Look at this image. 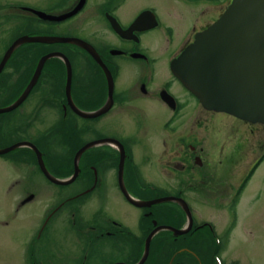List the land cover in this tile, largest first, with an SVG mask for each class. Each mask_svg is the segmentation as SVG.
<instances>
[{"label":"flooded vegetation","instance_id":"af4514ba","mask_svg":"<svg viewBox=\"0 0 264 264\" xmlns=\"http://www.w3.org/2000/svg\"><path fill=\"white\" fill-rule=\"evenodd\" d=\"M231 1L161 0L159 6L144 0H23L12 3L4 0L0 9H8V13L0 14V62L9 46L22 35L46 39L75 37L94 50L112 79L109 81L98 60L87 49L56 42L20 44L0 70V110H3L23 95L41 57L63 52L72 69L70 97L65 92V78L57 75L58 59L51 55L22 100L11 109L0 111V150L8 149L0 153V180L6 184V191L8 185L17 184L21 186L18 193L24 194L12 204V211L0 208V226L8 227L25 205L36 200L41 189L38 178L43 177L53 184L44 176L36 150L54 174L49 163L57 164L66 158L73 160L80 147L96 142L91 153L80 156V172L72 182L77 186L67 191L52 209L47 208L49 212L41 224H37L42 220L39 218L31 225L24 255L46 258L33 264H134L146 235L155 227L188 225L187 213L177 202L173 204L181 211L180 220L164 203L137 206L141 211L135 231L107 217L103 208L90 207L92 199L104 201L108 174L114 175L122 195V183L133 197L137 182L147 188L157 187L148 181L144 171L148 157L139 160L134 152V146L148 133L155 134L159 141L156 146L160 150H154L164 174L175 187L172 195L184 202L193 219V224L179 239L173 237L170 230L160 229L151 243H160L161 250L168 251L169 242L174 240L184 253L177 264H187L191 259L197 264H217V256L225 264L229 263L222 257V246L217 245L215 237L223 243L231 234L234 222L226 218L227 223L219 231L212 220L193 216L192 205L186 198H194L202 205L208 203L213 209H224L225 217L226 213L229 217L232 212L236 214L250 179L264 163V123H251L229 114L232 122L217 121V112L203 108L172 75L169 67L171 60L193 41L195 34L211 25ZM62 14L72 15L60 21L47 17ZM149 48L158 55L153 56ZM121 58L138 64V75L126 88L116 85L118 59ZM158 63L168 64L172 77L155 84L152 83L153 71ZM175 83L181 93L175 87V92L171 90ZM164 90L171 94L174 102L164 97ZM154 101L168 110L156 128L147 114L150 102ZM105 106L106 110L96 117L79 114ZM188 107L192 110H187ZM44 110L48 113H43ZM116 122L119 126L129 122L136 133H124L116 128ZM224 131L229 135L227 140L221 137ZM170 139L173 155L169 156ZM57 145L65 151L58 153ZM154 145L148 143V146ZM7 166L14 170L15 167L24 168L25 176L20 180V176L15 175L10 180L4 173ZM15 172L21 174L20 170ZM57 176L64 177L63 174ZM23 178L28 179L26 184ZM33 178H37V183ZM54 221L61 227V235ZM203 222L209 225L203 227ZM161 250L155 252L156 261L150 264H160L165 258ZM23 258L26 260L25 256Z\"/></svg>","mask_w":264,"mask_h":264},{"label":"rangeland","instance_id":"374dc122","mask_svg":"<svg viewBox=\"0 0 264 264\" xmlns=\"http://www.w3.org/2000/svg\"><path fill=\"white\" fill-rule=\"evenodd\" d=\"M9 1L10 3H12L22 2L23 0ZM144 1L159 6L161 4V0ZM3 4H5L4 0H0V6ZM7 10L8 9H0V14L8 13ZM150 49L151 48H149V50ZM149 50L147 52H149ZM150 53L153 56L158 55L156 51L152 52V49ZM118 64L119 72L118 78L116 79V85L118 88H126L132 82V79H134L135 76L138 75V71H136V67L138 64L122 58L118 59ZM153 74L154 77L152 83L155 84H160L164 80L168 81L172 77L168 69V64L163 63H158L154 66ZM57 75L58 78H62L63 76L61 75H64L63 65L60 63L59 67L57 66ZM174 87L181 93L180 87L176 83L173 88L171 87V90L174 91ZM189 101L192 104V98H189ZM102 108L106 109V106ZM187 110H192V107H188ZM167 112L168 110L165 109V107L157 101H154L153 103L150 102V106L147 110V114L150 117L151 124L154 125L155 128L161 123L162 117L168 114ZM43 113L47 114L48 112L44 110ZM215 119L219 122L227 123H230L233 120L231 116H228V114L222 112L215 113ZM120 121L123 122V120ZM122 124L121 126H119V124L116 122V128L121 129L124 133L130 135H134L136 133L135 127L129 124V122L123 124V126ZM221 137L227 140V137H229V135H227V132L224 131L221 133ZM171 140L172 139L168 140L169 146L167 147L166 145L167 149L169 150V152H167L169 156L171 154L173 155V150L171 147L172 144L170 142ZM148 143L155 145L148 146ZM156 145H159V141L157 140L156 135L153 133H148L142 136L141 140L134 146V152L137 159L141 160L143 156H147L149 159V161L143 165L148 181H151L155 186L159 187H156L159 190L158 191L155 187L147 188L146 185L144 186L140 182H137L135 190L136 198L153 199L162 196H173L172 193L175 192V187L172 185L171 180H169L168 176L164 174V169L162 170L161 168L160 159L156 156V152L154 149L160 148ZM56 148L58 153H63L65 151L60 145H57ZM66 160H68V158H66ZM49 166L52 169L54 175H59L55 163L51 162L49 163ZM66 167L67 163L65 162L63 163L61 170L67 169ZM15 170H20L21 174H16ZM15 170L14 168L7 166L4 168V173L8 175L10 180L15 175L17 177L20 176L19 179L25 176V173H23L25 172L24 168L18 169L15 167ZM34 179L35 178H33V180ZM20 180H22V178ZM37 181L40 182L38 184L40 185L41 189L39 188L40 190L36 194V200L25 205L20 211L19 215L10 223L8 227L0 226V264H33L38 259H46L44 255H24L23 250L32 232L31 225L37 222L39 218H41L42 220L37 222V224H41L46 217L45 215H47L49 212L47 208L52 209V207H54L53 205H56L57 201L62 198V196H64L67 191L77 186L76 182L68 185L51 184L47 182L43 177L41 178V180L38 178ZM23 182L26 184L28 182V179L23 178ZM0 183V208H8L10 211H12V204L17 202L18 199L20 200L24 196L22 192L18 193L21 186L15 184L12 187V184H10L8 185L9 188L6 191V184L1 180ZM38 184L36 186H38ZM105 184L106 191L104 193L103 206L101 198L92 199V196H90L89 199H92L90 207L103 208L106 212L107 217L119 221L126 225L128 228L130 227L133 231H135L137 225V217L140 216V208L130 203L120 193V191L117 189L116 178L114 177V175L108 174ZM32 185L34 184H31L30 186ZM186 199L192 205V215L200 220H212L216 224L217 230L221 231L224 228L225 222L227 223L226 218L230 222H232L231 217H229V213H226L227 217H225L224 209H213L212 206L208 203L202 205L198 201L194 200V198ZM172 203L168 202V204L166 205H173ZM54 222L57 228L56 231L61 235V227L58 225V222ZM50 223L51 221H49L47 225L49 226ZM54 237L57 236L54 235ZM161 245L160 243H157L155 241L151 243V253L149 254V257L145 264H150V261H153L151 263H154L156 261L155 252L162 249L163 245ZM175 245L176 244L170 241L168 245V251H166L165 249L160 251V254L165 256L162 261L160 260V264H170L172 261L173 264L178 263L184 253L181 250H177L178 247H175ZM221 253L225 262H230L233 260L239 264H264V163L261 164L253 174L252 178L250 179L249 185L245 193L243 194L241 203L236 207V220H234L233 230L228 237H225V241L222 243ZM23 256H25L26 260H24ZM187 264L197 263L191 259V261H188Z\"/></svg>","mask_w":264,"mask_h":264},{"label":"water","instance_id":"95a60500","mask_svg":"<svg viewBox=\"0 0 264 264\" xmlns=\"http://www.w3.org/2000/svg\"><path fill=\"white\" fill-rule=\"evenodd\" d=\"M72 14L54 16L61 20ZM44 37L21 36L6 51L0 62V70L11 51L19 44L33 41H44ZM51 41L75 43L90 50L86 43L77 38L56 37ZM66 66V94L70 97L71 67L62 53H56ZM43 56L25 92L34 82L45 59ZM171 72L199 100L202 107L208 110L225 112L242 120L264 123V0H232L228 9L207 29L198 32L194 40L183 49L170 63ZM106 74H109L105 68ZM24 92V93H25ZM21 97L6 109L16 106ZM6 109L0 110L4 111ZM101 108L95 112H79L84 117H94L104 112ZM96 142H90L79 148L74 156V172L66 178L52 175L46 168L41 153L36 150L38 164L43 174L52 182L67 185L75 180L79 173L78 160L81 154ZM8 149L0 150V153ZM123 155L119 173L122 171ZM126 199L140 207L150 206L165 201H178L188 215V226L177 229L172 226L154 228L145 238L141 257L135 264H143L148 256L150 241L157 230L169 229L174 235L185 233L191 225L189 209L181 199L174 197L157 198L150 201L132 198L124 185L121 186Z\"/></svg>","mask_w":264,"mask_h":264},{"label":"trees","instance_id":"16d2710c","mask_svg":"<svg viewBox=\"0 0 264 264\" xmlns=\"http://www.w3.org/2000/svg\"><path fill=\"white\" fill-rule=\"evenodd\" d=\"M91 152H92V150L90 149V150L86 151V154L91 153ZM65 162L67 163V167H66L67 169L61 170V167L63 166V163H65ZM56 169L58 170L59 175H62V174L68 175V174H70L71 171H72V160L68 159V160H65L64 162L62 161L61 163H57L56 164ZM171 213L174 214V216L176 217L177 220H180V218H179V213L180 212L179 211L175 212L174 209H173V211ZM172 219H174V218H172ZM207 230H209V229H207ZM220 245L222 246V243H220Z\"/></svg>","mask_w":264,"mask_h":264}]
</instances>
